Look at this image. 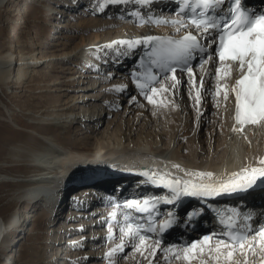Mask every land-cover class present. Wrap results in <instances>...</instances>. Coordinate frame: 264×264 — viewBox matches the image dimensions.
I'll return each mask as SVG.
<instances>
[{
	"label": "bare ground",
	"instance_id": "6f19581e",
	"mask_svg": "<svg viewBox=\"0 0 264 264\" xmlns=\"http://www.w3.org/2000/svg\"><path fill=\"white\" fill-rule=\"evenodd\" d=\"M106 1L109 4L103 9ZM5 3L10 7L0 10L4 12L3 16L12 12L15 25L20 27L16 28L19 36L16 34L10 41L6 40L8 43L5 39L0 40V88H13L9 91L20 92L25 83L38 77L34 83L36 89L54 95L47 96L51 101L43 110L23 108L25 122L18 121L15 116L18 106L9 108L0 101L1 123L20 137L17 143L6 147L4 154L0 156V185L7 188L0 193V199L8 206L11 203L20 205L6 219L0 214V256L12 257L16 253L13 232L18 236L27 221L36 225L40 218L42 221L39 223L43 224L46 231L42 239L49 240L45 247L52 252H46L48 255L45 257V250L40 255L41 246H34L30 254L34 264L44 261L47 264H58L57 259L62 260V251L58 255L57 247L81 244V248L83 243L80 242L84 238L87 241L93 240L96 248L105 242L106 245L98 253L74 249L76 260H81L83 255L88 254L90 260H101L98 264H115L117 261L119 264H186L183 249L169 246L159 250L149 239L141 245L139 239L129 238L130 235L114 222L118 211L116 207L108 208L102 214L93 205L101 192L115 191L116 186L129 192L145 188L132 178L121 179L116 176L115 173L131 170L125 165L130 158L144 159L152 166L161 168L167 175L180 180L205 183L223 181L243 173L245 169L259 168L262 165L260 161L264 160V121L250 126L233 125L234 93L230 89L238 78L235 69L231 78L218 80L216 70L222 64H204L191 75L175 73V78L179 81L175 87H172V73L152 86L144 85L141 88L142 83L128 80V69L134 70L132 64L128 65V58H125L127 54L123 55L121 52L117 55L119 58L106 51V55H96L97 48H102L109 42L113 45L121 42L127 44L128 38L133 34L160 32L146 24L142 27L133 26L132 5L123 6L125 1L117 4L114 0H0V7ZM77 10L82 15L77 16L76 22H64L71 11ZM109 10L110 16L116 19L108 16L99 19V16L105 15ZM150 10L155 12V8ZM31 12L45 16L49 21L52 17L50 28L55 32L40 43L33 33L28 42L23 44L19 42L20 34L27 22L25 17ZM86 15L89 19H85ZM57 19L59 23L55 21ZM123 19L125 21L121 22ZM1 28L0 23V30ZM180 28L181 26L166 27L160 33L173 34ZM63 29L87 32L88 35L82 33L84 36L81 35L77 43L67 48L65 46L71 45L70 42L64 44L58 38L64 37L68 41L77 35L70 32L61 37L58 33L59 30L63 33ZM78 63L82 66L80 70L75 71L76 74H70V65L77 69ZM63 64L66 66H58ZM88 65L96 66L101 71L92 72L87 68ZM124 65L128 66L127 70L120 69ZM85 68L88 71H82ZM53 73L68 76H52ZM203 75L205 81L201 86ZM90 78H93L92 84L86 86ZM97 81L98 85L95 87L100 86V91L103 92L99 99L90 92L91 86ZM225 83L229 86L227 100L224 99L223 90L217 95V86ZM152 88L157 90L156 93L151 91ZM197 92L200 95L199 104L195 98ZM68 96L70 98L66 99ZM148 96L152 97L154 103L170 109V112L171 109L176 111L169 117L166 116V111V115H161L163 123L171 126V133L161 130L162 121L153 119L155 117L152 118L145 112ZM99 101L101 105H105L103 108L106 110L95 104ZM122 101H126L122 115L135 113L125 119L130 131L132 129L139 132L135 139L122 132V128H125L123 123H119L114 132L100 131L101 123L112 114L110 106L118 107ZM136 107L139 110L136 111ZM161 112L164 113L162 110ZM112 122L107 125V131ZM35 126H40L42 132L36 130ZM72 128L74 133L71 132ZM95 133L100 136L96 137ZM66 134H71L74 138L89 134V141H69L68 138L65 139ZM165 137L169 139L168 142H163ZM201 144L212 146L216 152H207L202 157ZM21 205L24 206L23 211H20ZM36 212L38 216H35ZM63 235L64 240L59 238ZM205 237H195L185 248L198 244ZM37 238L38 236L34 237ZM217 239L220 238L214 233L209 244H198L197 252L203 247V255L195 256L191 264H245V261L247 264H264V245H257L254 252H247L248 245H245L247 254L242 255L237 251L231 262L225 259L228 249H222L223 255L217 260L216 253L209 250L216 247ZM152 246H155L154 249ZM89 247L87 243L84 245V248ZM169 249L172 251H168ZM123 255L126 259H119ZM176 256L181 258L177 259Z\"/></svg>",
	"mask_w": 264,
	"mask_h": 264
},
{
	"label": "snow or ice",
	"instance_id": "6c2138e0",
	"mask_svg": "<svg viewBox=\"0 0 264 264\" xmlns=\"http://www.w3.org/2000/svg\"><path fill=\"white\" fill-rule=\"evenodd\" d=\"M115 2V0H114ZM140 3H147L149 0H139ZM225 0H183L184 9L191 8L193 16L190 23L198 30L204 33L209 32V29H216L219 33L218 40V57L222 64L221 68H217V79L231 78L232 71L238 74L235 84L230 91L235 94V120L239 125L257 124L264 121V14L249 13L242 5V0H232V6L226 15L217 17L216 9L223 5ZM200 10L197 12V10ZM211 13V15H210ZM157 23H168L167 21H156ZM173 24L184 26L183 20L171 21ZM157 41L161 44H167L169 63L167 71L173 73L171 79L174 81L172 87H175L179 81L175 78V64L187 63L192 58L195 51H203L204 46L200 44L196 35L189 33L182 39L173 41H160L158 38L148 37L144 42L151 43ZM124 43V42H121ZM133 43H140V41L129 42V47ZM189 75L192 74L191 68L187 69ZM155 80V77H152ZM201 81V86H202ZM141 88L144 85H140ZM167 91L168 89H162ZM224 91V99L228 98L229 86L225 83L223 86H217V95L220 91ZM151 91L156 93V89ZM149 103H153L151 96L146 97ZM196 102L199 104L200 95L196 93ZM264 164V160L260 161ZM264 182V168L245 169L242 174H238L228 184H224L217 189L205 185L185 184L183 189H180V181H176V187H171V191L179 198L181 191L184 195L189 196H205L218 194L220 191H246L247 188L256 185L257 180ZM148 202H145L147 205ZM128 208H135L138 211H145L146 208H141L139 203L132 202L126 205ZM164 225H161L163 230ZM227 229H232L233 224L225 225ZM149 231H155V228H149ZM123 231V230H122ZM248 231H252L250 228ZM133 237L139 235L137 230H134L131 225H128V233ZM221 235L227 236L228 239H217V244L214 249H209L216 253V258L223 255L222 249H228L225 259L232 261L233 256L237 251L242 255H246L245 245H248L247 252H254L257 245H264V227L258 229L255 234L249 238L246 234L238 232L226 231ZM214 236H206L203 241L198 242L200 245L209 244ZM146 237L139 235L141 245L145 244ZM159 244V241H156ZM198 244H192L190 247L183 249L185 255L183 259L186 264H191L192 259L197 255H203L204 248L200 247L197 252ZM153 249L155 246H152ZM264 250V248H262ZM168 251H172L169 249ZM177 259L181 258L176 256ZM247 264V261H245Z\"/></svg>",
	"mask_w": 264,
	"mask_h": 264
},
{
	"label": "rangeland",
	"instance_id": "374dc122",
	"mask_svg": "<svg viewBox=\"0 0 264 264\" xmlns=\"http://www.w3.org/2000/svg\"><path fill=\"white\" fill-rule=\"evenodd\" d=\"M7 6H9L8 3L3 4L0 7V10L6 9ZM71 12L72 13L69 15V17L67 19H65L64 22H66V20H71V21L73 20V21L76 22L78 20V17L77 16L82 15L80 12H78V10L77 11H71ZM109 12L111 13V11L109 10L107 12L108 14L106 13L107 15L105 14V15L99 16V19H104V17H107V16L110 17V19L115 18V17H111ZM3 14H4V12L0 11V23H1V26H2V28L0 30V40L5 39V42H7V41H10L13 38L14 35L17 34V36H19V32L17 31L16 28L17 27H20V26L19 25H15V22H14L15 17L11 16L13 14L12 12L8 13L5 17L3 16ZM46 18L47 17L41 16L39 14H35L34 12H31L29 14L27 13V16L25 17V20L27 22L25 23V27L21 30L22 33L20 34V40H19V42H22L23 44L27 43L28 42V38L32 37L33 36V33L36 34V36H37V42L38 43L42 42L43 39H45L46 36L49 37L50 35H52L55 32V31H53L50 28V22H53L52 17H51V21H49ZM85 19H89V16L86 15L85 16ZM55 21L57 23H59V19H57ZM118 21L120 22V20H118ZM122 21H125V20L123 19V20H121V22ZM64 22L61 21V23H64ZM47 30H49V32H47ZM63 30H64L63 33H60V30H59V33H58L59 36L61 35V37L63 35L66 36V34L67 33H70V32H72L73 34L77 35V37L71 38L68 41H67V39H63L64 37L62 39L61 38H58L59 42H63L64 44H67V43L70 42L71 45L65 46L67 48H69L70 46H72L75 43H77L79 41V38H80L81 35H83V34L84 35L86 34L85 36L88 35L87 32H81V31H77V30L74 31V29L73 30H71V29H69V30L63 29ZM42 34H44V35H42ZM58 34L56 33V35H58ZM58 40H56V41L58 42ZM64 44H62L63 47H64ZM62 46H58V47L60 48ZM64 64L63 65H58V66L65 67L66 65H64ZM77 66H78V68L76 69L75 67H73V65H70V69H69L70 74H72V73L76 74L77 70L78 69L80 70V68L82 67L81 66V63H78ZM88 67L90 68V67H92V65H88L87 68ZM82 71L85 72V71H88V69L85 68ZM57 74L58 73H53L52 76H58V77H62V76H65V75H66L65 77L68 76V74H60V75H57ZM41 78H43V77H41ZM36 79H38V77H33L32 79H30V81H28L27 83H25L24 84V87L21 89L20 92H17V91L15 93H13V91L10 92L9 90L10 89L13 90V88H9V89H4V87H1L0 88V101H2L3 103H5L6 105H8L9 108H13L14 109L15 106L16 107L18 106V108L15 110V113H16L15 116L18 119V121H20V122L21 121L25 122L23 120V115H22L23 112H24L23 111V108L31 109V110H35V111L43 110V109H45L46 105L51 101L50 98H48V97H51L52 95H54V93L53 94H47L45 92H39V89H36V86L34 85ZM92 79L93 78H90L89 79V82L86 84V86L92 84ZM98 80H99V78H98ZM96 85H98V81L91 86V91H90V89H89V91L91 92V94L93 96L95 95V96H97L96 98L99 99L103 95V92L100 91V86H99V88H96L95 87ZM30 96H32L33 98L30 99ZM69 96L66 99H69L70 98ZM123 97L126 98V96H123ZM103 98H101V100ZM90 100H92V99H90ZM125 102L126 101H122L121 104L118 107H112V106H110L109 111H111L112 114H109L105 118V121L103 122V124L101 123L100 131L105 130L104 132H114L115 129L117 128V125L119 123H123V124H125V128L124 127L122 128V130H123L122 132H124L127 135L129 134V136H131V137H133L135 139V138L138 137V133L139 132L136 131V130H132V129L130 131V129L127 127L128 124H126L127 123L126 122V120H127L126 118H129V116H134L135 113H131L130 115L129 114L127 115V113H125L124 114L125 117L123 118L124 115H122V114H123V110L125 109L124 106H126V103ZM145 102H146V105L144 107L145 112L148 115H151L152 118L155 117L153 119H156V120H158L160 122L162 121L161 122V125L163 127L160 128L161 130L166 131L167 133H171V131H172L171 126L167 125L166 122L163 123L164 119L162 120L161 115L162 116L163 115H166L165 113L167 112V115L166 116L169 117L170 115L175 114L176 111H174V110L171 109V112H170V109L165 108L163 105L158 104V103H154V102L153 103H149V101H145ZM95 104H98L99 107H100L101 102L99 101V102H96ZM155 105H156V107H155ZM101 106L103 108L105 105H101ZM211 106L213 107V105H211ZM139 107H136V111H137V109L139 110ZM160 109L162 111H164V113H162ZM104 110H106V109H104ZM152 111H153V113H152ZM155 111H156V115H155ZM150 112L152 114H150ZM210 113H211V111H210ZM121 119L124 120V121H122ZM110 121H113V122H112L111 128H109V131H107V125L109 124ZM165 126H166V129H165ZM36 127H38V128H36ZM137 127H139V126H137ZM34 128L36 130L38 129V131H41L42 132V130H40V128H41L40 126H35ZM203 131L205 132V130H203ZM11 132L12 131L8 130V127L6 125H4L3 123H1V121H0V156L2 154H4L5 150L11 144L17 143L18 140H20V137L17 136L18 134L16 132H15L16 134L14 132H12V133ZM71 132L74 133V128L71 129ZM207 132L208 131H206V133ZM71 134H66L65 139L68 138L69 141L70 140L71 141L72 140H77V141H79V143H84V142L89 141V137H88L89 134L88 135L83 134V135L75 136V138ZM99 136H100L99 134H96V137H99ZM206 136H209V134H207ZM72 138H74V139H72ZM168 140L169 139L167 137L163 138V142H168ZM201 148H203L201 150V156L202 157H204L207 152H213L214 151L212 149V146L208 147V146H205V145L203 146V144H201ZM214 152H216V151H214ZM217 154H219V153H217ZM4 189L6 190L7 188H5L4 186H1L0 185V193H2L4 191ZM19 206L16 205L15 203L14 204L11 203L8 206V204L7 205L5 204V201H3V200L0 199V214L3 217V219H6ZM23 208H24V206L22 207V205H21L20 211H23L24 210ZM37 212L35 213V216H38L37 215ZM70 214H72V213H70ZM40 221H42V220L39 218L38 223L36 222V225L34 224V222L27 221V224L24 226V228L22 230L23 232L21 231L18 236H16L15 233L12 231L13 232L12 235L15 238V250H16V253L13 254L12 257L11 256L5 257L4 255L0 256V264H34V263H32L34 259H33L32 256H30V254L32 253V248L34 246H36V245L37 246H41V248L44 247L43 249L40 248V255L43 254L42 251H44V250H45V252H44L43 255L45 257L48 255L46 252H52V251L48 250L47 247H45V246H48L49 240L42 239L46 235V231H45V228H43V224H40L39 223ZM59 225H61V224H59ZM61 226H63V223H62ZM41 229H42V231H41ZM35 236H38V238L37 239H34ZM64 237H65V235H63L62 237H59V238H61L62 240H64ZM116 240L117 239L115 238V241ZM82 241L83 242H80V243H83V247H81V248H79L81 246V244H78L76 246H72V245L71 246H65V244H64V245H60V248L57 247L58 249L56 250V252L58 253V255H60V251H62V253H61L62 260L57 259V261H59L58 264H93V263H97L98 264V263H100L101 260H96V259L90 260L89 257H88V254L83 255V259L76 260L77 258H76L75 255H73L74 254V251L73 250L74 249H79V251H81V252L82 251L83 252H85V251L86 252H89V251L91 252L92 251L93 253H98L104 247V245H106V242H105L104 245L102 244L101 247L96 248L95 247L96 245H94V241L93 240L92 241H87V239L84 238V239H82ZM37 242H39V243H37ZM86 243L88 244V246H90L89 248H84V245H86ZM97 245H100V243H98ZM50 246L52 247L53 246V243H51ZM61 247H65V248H61ZM68 255H70L71 257H69ZM119 259L125 260L126 259V256L123 255ZM122 260H119V261H122ZM37 264H47V263L44 261V262H39ZM115 264H119V262L117 261Z\"/></svg>",
	"mask_w": 264,
	"mask_h": 264
}]
</instances>
